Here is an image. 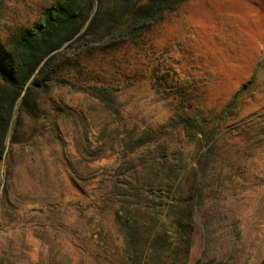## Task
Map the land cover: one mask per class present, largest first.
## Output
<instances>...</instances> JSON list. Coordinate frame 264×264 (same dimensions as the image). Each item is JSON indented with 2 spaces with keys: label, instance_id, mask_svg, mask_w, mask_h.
<instances>
[{
  "label": "rangeland",
  "instance_id": "rangeland-1",
  "mask_svg": "<svg viewBox=\"0 0 264 264\" xmlns=\"http://www.w3.org/2000/svg\"><path fill=\"white\" fill-rule=\"evenodd\" d=\"M57 1L0 0V37L5 39L15 28L33 27ZM75 67L83 78L116 83L128 79L117 98L119 123L107 125L108 113L98 99L54 86L44 94L45 108L63 100L85 117L84 124L78 129L62 124L59 135H20L10 178L16 184L25 182L19 171L22 153L37 167L39 159L55 157L65 176L70 161L79 180L97 178L94 209L104 216L91 223L102 233L99 244L89 241L90 225L71 222L67 212L60 225L64 232L82 230L76 237L84 245L80 264H132L113 218L120 201L111 199L112 190L129 185L144 155L159 143L168 148L154 153L156 162L167 166L182 158L189 167L198 165V157L212 144L202 161L205 170L189 182L193 195L188 186L183 190L193 219L187 244L178 242L179 263L261 264L264 256L251 260L248 255L251 234L241 240L237 233L236 192L241 171L264 143V0H185L166 12L138 44L83 47L81 57L72 55L59 68L71 77ZM44 90L37 92L39 98ZM143 132L145 143L139 149L126 148L125 155L113 149L114 138L131 136L136 141ZM5 177L0 198L7 187ZM158 200L153 196L152 206Z\"/></svg>",
  "mask_w": 264,
  "mask_h": 264
},
{
  "label": "trees",
  "instance_id": "trees-1",
  "mask_svg": "<svg viewBox=\"0 0 264 264\" xmlns=\"http://www.w3.org/2000/svg\"><path fill=\"white\" fill-rule=\"evenodd\" d=\"M184 1L58 0L45 10L42 20L33 27L15 28L5 39L0 37V174L9 137L5 176L9 174L14 146L20 135L27 133L28 138L45 132L59 135L62 124L64 127L71 124L74 129L84 124L85 117L63 100L45 108L44 94L50 93L54 86H68L98 99L108 113L107 125L119 123L122 116L117 98L128 86V79L116 83L83 78L78 67L74 68L71 77H67L59 68L61 63L72 55L81 57V49L90 45L112 48L129 42L138 44L140 37L166 12L175 10ZM89 18L87 28L64 50L48 57L39 68L43 59L79 33ZM80 61L78 59L75 66ZM44 88L42 98H39L37 92ZM67 117L70 122L66 121ZM27 120L29 124H26ZM145 134L143 132L136 141L131 136L114 138L112 147L125 155L126 148L135 151L144 145ZM211 147L212 144L198 157L196 166L189 167V162H183L182 158L178 163L166 166L156 162L154 153L168 148L167 144L159 143L157 148L144 155L134 180L124 188H115L120 205L114 212V219L123 250L132 264H180L179 244H187L193 219L191 206L186 202L188 196L183 190L188 186V192L193 195V186L189 182L196 173L205 170L202 161ZM130 166L134 168L133 164ZM153 196L159 199L154 201V206L151 203ZM173 227L176 228L171 232ZM98 237L102 239L101 232Z\"/></svg>",
  "mask_w": 264,
  "mask_h": 264
},
{
  "label": "crops",
  "instance_id": "crops-1",
  "mask_svg": "<svg viewBox=\"0 0 264 264\" xmlns=\"http://www.w3.org/2000/svg\"><path fill=\"white\" fill-rule=\"evenodd\" d=\"M25 156L22 153L19 160L23 164L20 175L25 182L16 184L10 178L12 163H15L13 152L6 193L0 198V264H80L84 245L76 237L82 230L64 232L60 225L64 222L63 213L67 212L71 222L88 223L90 243L99 244L100 229L91 223L93 219L104 216L94 209L98 194L97 178L79 180L76 165L70 161H63L67 163L65 168L69 173L65 176L57 158L39 159L37 167ZM76 160L80 162L82 157L77 155ZM87 164L93 166L90 162ZM239 176L237 233L241 240L251 234L254 242L248 255L251 260H258L264 256V143L253 152L248 166ZM114 198L113 189L111 199ZM259 261L264 264V257Z\"/></svg>",
  "mask_w": 264,
  "mask_h": 264
},
{
  "label": "water",
  "instance_id": "water-1",
  "mask_svg": "<svg viewBox=\"0 0 264 264\" xmlns=\"http://www.w3.org/2000/svg\"><path fill=\"white\" fill-rule=\"evenodd\" d=\"M91 18H89V20L86 22V24L83 26V28L80 30L79 33H77L72 39L64 42L59 48L53 50L46 58L43 59V61L41 62V64L39 65V68L46 62V60L48 59V57H50L51 55H54L62 50H64L75 38H77L88 26L89 21ZM39 68H37L36 72L39 71ZM34 78V75L30 78V80L28 81L26 87L31 83L32 79ZM25 87V89H26ZM25 94V90L22 93V96ZM9 147H10V137L7 139V144H6V149L3 155V160H2V166H1V178H2V185H1V189H0V195L1 192L3 190V187L5 186L6 183V177H5V160L9 151Z\"/></svg>",
  "mask_w": 264,
  "mask_h": 264
}]
</instances>
